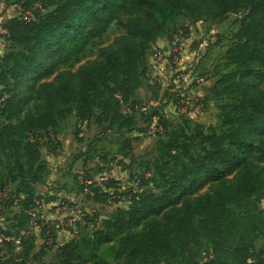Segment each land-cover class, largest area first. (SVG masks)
Listing matches in <instances>:
<instances>
[{"label": "trees", "instance_id": "obj_1", "mask_svg": "<svg viewBox=\"0 0 264 264\" xmlns=\"http://www.w3.org/2000/svg\"><path fill=\"white\" fill-rule=\"evenodd\" d=\"M17 2H24L26 10L35 2L53 8L29 21L9 20L5 37L10 52L0 56V205L8 208L14 195L25 194L26 210L47 167L41 163V148L50 151L52 138L41 144V133L56 135L71 116L77 123L94 120L104 129L131 131L134 119L124 108L135 111V98L145 90L149 51L166 35L168 24L181 16L191 24L225 20L244 10L225 56L230 69L218 74L210 89L212 97L232 102L222 106L219 132L170 134L159 144L154 168L159 194L131 196L130 208L118 209L108 220L86 218L85 227L93 225V230L59 250L62 264H109L98 252L118 239L116 257L124 264H199L206 251L203 264H264L262 253L255 251L256 240H264V214L255 203L264 200V0ZM121 16L127 17L122 24L126 35L116 40V48L100 51L97 62L77 73L62 72L42 82ZM231 176L230 186L192 198L204 186ZM7 181L17 188L11 190ZM88 182L84 186L96 201H120L117 181ZM19 238L28 256L34 237Z\"/></svg>", "mask_w": 264, "mask_h": 264}, {"label": "rangeland", "instance_id": "obj_2", "mask_svg": "<svg viewBox=\"0 0 264 264\" xmlns=\"http://www.w3.org/2000/svg\"><path fill=\"white\" fill-rule=\"evenodd\" d=\"M23 4L17 0H0V56L10 52V43L5 37V26L9 20L15 17L33 19L53 9L51 7L46 10L41 2H35L31 9L26 10ZM243 15L244 10L225 20L214 18L199 24H191L181 16L168 24L164 37H167L169 47L154 45L151 48L149 55L153 66L148 68L147 74L150 77H146L144 93L135 98V111L124 108L134 119L131 131L104 129L106 127H99L94 120L81 124L77 123L75 116H71L60 124L56 135L52 131L49 135L41 133V144L49 142V137L52 141L49 143L50 151L47 147L41 148V163L47 167L43 172L42 185L33 186V203L27 210L24 209L26 196L19 194L14 195L12 205L8 208L4 209L0 205V264H62L60 247L72 240L81 241L93 230V225L89 229L85 227L86 218L108 220L118 209L130 208L131 196L141 193L159 194L154 168L161 156L160 142L167 141L173 133L196 135L199 132L209 133L210 128L217 133L220 130L222 106L232 102L226 98L212 97L209 86L215 75L230 69L225 56L235 41ZM126 19V16H121L119 23H113L80 56L59 66L53 76L42 82H51L62 72L77 73L80 67L97 62L100 51L116 48V40L126 35L122 25ZM188 24L194 27L189 37ZM180 31L183 36L178 38L180 42L175 45L176 34ZM184 49L188 50L191 58H195L193 63H197L192 75L206 77L205 84L197 85L192 82L191 75L189 78V65L184 64L183 54L180 53ZM158 51L163 54L161 60L155 57ZM160 66L162 69L159 71L163 76L154 75V67ZM179 67L186 68L185 76L176 73ZM174 80L178 83H173ZM177 86L181 89H176ZM183 88L187 89L179 93ZM1 103L0 99V106ZM159 117L164 122H160ZM260 165L264 170V162ZM149 173L152 174L151 178L147 177ZM105 178L118 182L122 194L119 202H115V198L99 202L85 191L86 181L99 185ZM234 181L235 178L231 176L222 184H208L192 198L226 188ZM7 183L11 190L17 188V183ZM255 203L264 214V200L256 199ZM48 231L51 234H47ZM6 234L10 235L3 239ZM22 236L34 237V249L28 256L24 255L20 245L10 240H19ZM6 241L11 244H6ZM117 249L118 239H115L103 246L98 254L109 264H124L116 257ZM204 250H209L208 246L205 245ZM255 251L262 253L264 261V240L261 237L255 242ZM206 254L207 251L201 254L199 264H203ZM161 264L179 263L162 261Z\"/></svg>", "mask_w": 264, "mask_h": 264}, {"label": "crops", "instance_id": "obj_3", "mask_svg": "<svg viewBox=\"0 0 264 264\" xmlns=\"http://www.w3.org/2000/svg\"><path fill=\"white\" fill-rule=\"evenodd\" d=\"M197 24H199V23H197ZM188 27H189V30H188V35H187V37H189V33H190V31L194 28V27H192V26H190V24H188ZM192 34L194 33L193 31L191 32ZM194 35V34H193ZM154 45H158V46H162V47H169V45H170V43H169V41L167 40V37H163V38H160V39H158L157 40V42L154 44ZM188 44L186 43V46H187ZM188 50L187 49H184V50H182L180 53H182L183 54V57H184V64H187L188 63V65H190V64H192L193 63V61H195L193 58H191V55H189L188 53ZM182 56V55H181ZM192 59V60H191ZM182 62V63H183ZM153 66V61H152V59H150V55L148 56V68L150 69L151 67ZM161 67V66H160ZM186 67V66H185ZM160 69H162V67L161 68H157V67H154V72H155V74L154 75H160V76H163L162 74H161V72L159 71ZM186 68H180L179 67V69H177L176 70V73H181L180 75H182V74H184L185 72H186V70H185ZM225 72V71H224ZM223 73V72H222ZM148 75V74H147ZM184 76H185V74H184ZM148 77H150L149 75H148ZM218 79V75L216 76L215 75V78H214V81H213V83L211 84V86H209L210 88H209V94H211L210 93V89H211V87L213 86V84L215 83V81ZM146 81H147V78H146ZM145 81V82H146ZM173 83H178V81H176V80H174L173 81ZM145 86V85H144ZM183 87V86H182ZM188 88V87H187ZM187 88H183V90H180V91H178L179 93L180 92H183L185 89H187ZM176 89H181L180 88V86H177L176 87ZM212 96V95H211Z\"/></svg>", "mask_w": 264, "mask_h": 264}, {"label": "built area", "instance_id": "obj_4", "mask_svg": "<svg viewBox=\"0 0 264 264\" xmlns=\"http://www.w3.org/2000/svg\"><path fill=\"white\" fill-rule=\"evenodd\" d=\"M24 20L29 21V20H31V18H25ZM176 36H177V39H176L175 42H174L175 45H177V44L180 42V40H179L178 38H180V37L183 36V32L180 31L178 34H176ZM176 41H177V43H176ZM155 57H157L158 60H161V59L163 58V54H162L160 51H158V52L155 54ZM196 64H197V63L194 62V63H192V64H190V65L188 66L187 69H188V71H189V78H190V75H191V80H192V82H194V83L197 84V85H203V84H205L206 81H207V78H206V77H200V76L194 77V76L192 75V74L194 73L195 65H196ZM147 177H149V175H147ZM108 179H110V178H105L104 181H105V180H108ZM88 184H91V182H88ZM85 191H86V192H89L88 186H86ZM11 240L14 242V244L16 243L17 245H20V246H21V242H20V240H15L14 238H12ZM18 248H19V247H18Z\"/></svg>", "mask_w": 264, "mask_h": 264}]
</instances>
